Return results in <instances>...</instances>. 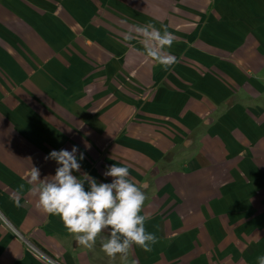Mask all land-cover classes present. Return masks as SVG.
<instances>
[{
	"label": "crops",
	"instance_id": "crops-1",
	"mask_svg": "<svg viewBox=\"0 0 264 264\" xmlns=\"http://www.w3.org/2000/svg\"><path fill=\"white\" fill-rule=\"evenodd\" d=\"M149 22L175 37L167 71L123 39ZM73 146L75 175L126 165L143 186L158 241L126 264H257L264 0H0V264H46L12 229L62 264H121L30 194L32 166L53 176L45 157Z\"/></svg>",
	"mask_w": 264,
	"mask_h": 264
},
{
	"label": "clouds",
	"instance_id": "clouds-1",
	"mask_svg": "<svg viewBox=\"0 0 264 264\" xmlns=\"http://www.w3.org/2000/svg\"><path fill=\"white\" fill-rule=\"evenodd\" d=\"M123 39L140 42L145 59L154 61L164 71L177 63V58L167 51L175 37L166 27L161 30L150 22L137 25L134 31L126 32ZM77 152V146L71 151H51L45 160H54L59 165L53 176L41 179L39 169L34 166L26 173L37 207L46 214L58 216L78 245L92 250L99 240L101 250L111 259L119 255L121 264H126L133 246L151 251L158 237L146 230L150 217L142 211L147 196L143 186L130 178L129 167L111 165L104 175L112 177V182L98 183L88 173L74 174L80 172L79 161L84 159V153L78 158ZM23 189L21 184L20 190ZM14 200L20 207V199L14 197ZM257 264H264V255L257 257Z\"/></svg>",
	"mask_w": 264,
	"mask_h": 264
},
{
	"label": "built area",
	"instance_id": "built-area-1",
	"mask_svg": "<svg viewBox=\"0 0 264 264\" xmlns=\"http://www.w3.org/2000/svg\"><path fill=\"white\" fill-rule=\"evenodd\" d=\"M12 231L16 234L15 236L20 238L25 243V245L27 246L29 250H31L39 259L44 261L46 264H62L58 260L52 257H49L45 255L43 252H41L40 250H38L29 240L18 235L16 231H14V229H12Z\"/></svg>",
	"mask_w": 264,
	"mask_h": 264
},
{
	"label": "trees",
	"instance_id": "trees-1",
	"mask_svg": "<svg viewBox=\"0 0 264 264\" xmlns=\"http://www.w3.org/2000/svg\"><path fill=\"white\" fill-rule=\"evenodd\" d=\"M30 242L41 252H43L45 255L51 257L43 248H41L40 246H38L36 243H34L33 241L30 240Z\"/></svg>",
	"mask_w": 264,
	"mask_h": 264
},
{
	"label": "rangeland",
	"instance_id": "rangeland-1",
	"mask_svg": "<svg viewBox=\"0 0 264 264\" xmlns=\"http://www.w3.org/2000/svg\"><path fill=\"white\" fill-rule=\"evenodd\" d=\"M27 247V246H26Z\"/></svg>",
	"mask_w": 264,
	"mask_h": 264
}]
</instances>
